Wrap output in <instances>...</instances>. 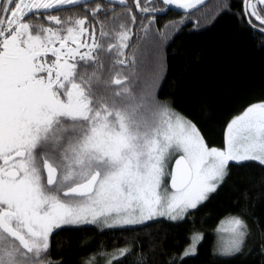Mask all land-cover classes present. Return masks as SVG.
I'll return each instance as SVG.
<instances>
[{
	"label": "snow or ice",
	"instance_id": "snow-or-ice-1",
	"mask_svg": "<svg viewBox=\"0 0 264 264\" xmlns=\"http://www.w3.org/2000/svg\"><path fill=\"white\" fill-rule=\"evenodd\" d=\"M243 2V18L264 34V0ZM87 3L0 0V264H53L50 236L63 227L182 220L216 192L230 163L264 165V102L231 119L222 148L209 146L195 123L154 93L136 94V54L125 52L131 29L98 19L111 9L101 3L83 17L58 14ZM135 3L147 33L156 13L189 11L203 0ZM217 232L215 254L232 257L250 227L229 216ZM201 239L194 234L183 256ZM130 251L111 253L107 264Z\"/></svg>",
	"mask_w": 264,
	"mask_h": 264
},
{
	"label": "trees",
	"instance_id": "trees-1",
	"mask_svg": "<svg viewBox=\"0 0 264 264\" xmlns=\"http://www.w3.org/2000/svg\"><path fill=\"white\" fill-rule=\"evenodd\" d=\"M243 11V0H208L189 14L155 15L147 33L142 30L148 22L145 14L134 6L115 9L102 21L117 28L126 23L131 29L125 52L136 54V94L154 93L195 123L209 146L222 148L231 119L249 105L264 102V34L248 24ZM95 27L98 35L100 26ZM236 215L246 220L250 236L239 254L218 256L215 230ZM194 234L202 236L195 254L181 259ZM262 239L264 165L232 162L216 192L184 219L117 228L64 227L52 237L46 259L53 264H102L100 257L127 247L131 251L113 264H264Z\"/></svg>",
	"mask_w": 264,
	"mask_h": 264
},
{
	"label": "flooded vegetation",
	"instance_id": "flooded-vegetation-1",
	"mask_svg": "<svg viewBox=\"0 0 264 264\" xmlns=\"http://www.w3.org/2000/svg\"><path fill=\"white\" fill-rule=\"evenodd\" d=\"M101 3H103V6H104V8L106 10L111 9L110 11H107L106 13H105V11H102L101 13H99L98 19L101 20V21L103 19L107 18L108 16H110L111 12L113 10H115V9L117 10L118 8H126V7L131 8L133 6L136 7L135 0H127L126 5L119 4L118 0H111V2H109V0H88V3L86 5H81L79 8H72V9H69V10H66V11H62V12H60L58 14L61 16L62 19L66 18L68 16L83 17L86 14L85 13V8L86 7L87 8H95V6L97 4H101ZM140 3L143 6L144 3H145V0H140ZM154 3L158 4L160 7H163V4H162L161 0H154ZM243 8H244V2H243ZM167 12H165L164 14H166ZM53 14H56V13H53ZM164 14H162V15H164ZM156 16H161V15H156ZM28 19L30 21L35 22V23H45V24L47 23L46 21L43 20L42 17L38 20L35 16H30V17H28ZM61 229H64V227L61 228ZM58 230H60V229L55 230L51 234V236H50V244H51L52 237L55 235V233Z\"/></svg>",
	"mask_w": 264,
	"mask_h": 264
},
{
	"label": "rangeland",
	"instance_id": "rangeland-1",
	"mask_svg": "<svg viewBox=\"0 0 264 264\" xmlns=\"http://www.w3.org/2000/svg\"><path fill=\"white\" fill-rule=\"evenodd\" d=\"M173 162V161H172ZM255 162V161H254ZM234 163V162H233ZM258 163V162H257ZM199 206V205H198ZM190 210H192V209H189L188 211H190ZM160 219H168V218H166V217H157V218H155V219H153V220H149V221H146V222H144V223H147V222H152V221H156V220H160ZM168 220H170V219H168ZM225 220V219H224ZM172 221V220H171ZM223 221V220H222ZM220 224H221V222L218 224V226H217V228L220 226ZM85 225V224H84ZM91 225H93V224H91ZM98 226H100V227H104L103 226V224L101 223V224H97ZM104 228H108V227H104ZM217 228H216V230H215V236H216V241H215V249H216V245H217V242H218V239H219V233L217 232ZM192 243V240L190 241V243L188 244V246L190 245ZM187 246V247H188ZM186 247V248H187ZM185 251V250H184ZM184 253V252H183ZM183 253H182V256H183ZM184 257V256H183ZM110 258V255L109 256H107V257H100L99 258V260H101V262H102V264L104 263V264H107V260ZM91 263H94V261L93 260H91L90 261Z\"/></svg>",
	"mask_w": 264,
	"mask_h": 264
},
{
	"label": "water",
	"instance_id": "water-1",
	"mask_svg": "<svg viewBox=\"0 0 264 264\" xmlns=\"http://www.w3.org/2000/svg\"><path fill=\"white\" fill-rule=\"evenodd\" d=\"M161 1H162V0H161ZM207 1H208V0H203V3H202V4L198 5L196 8L191 9V10H189V11H185V10H183V9L176 8L175 6H172V7L169 9V11H173V12H176V13H179V14H189V13H192V12H194L195 10H197V9H199V8H201V7H203V6L207 3ZM162 14H164V13H156V15H162ZM172 164H174V160H173Z\"/></svg>",
	"mask_w": 264,
	"mask_h": 264
}]
</instances>
